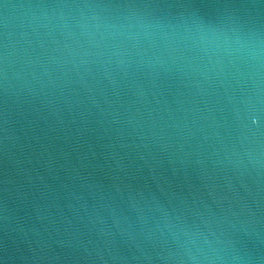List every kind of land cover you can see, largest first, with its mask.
<instances>
[{
	"label": "water",
	"instance_id": "obj_1",
	"mask_svg": "<svg viewBox=\"0 0 264 264\" xmlns=\"http://www.w3.org/2000/svg\"><path fill=\"white\" fill-rule=\"evenodd\" d=\"M0 264H264V0H0Z\"/></svg>",
	"mask_w": 264,
	"mask_h": 264
},
{
	"label": "clouds",
	"instance_id": "obj_2",
	"mask_svg": "<svg viewBox=\"0 0 264 264\" xmlns=\"http://www.w3.org/2000/svg\"><path fill=\"white\" fill-rule=\"evenodd\" d=\"M5 48L7 49V45L5 46ZM4 72H3V78H4V82H5V92H7V88H8V54L7 51H5L4 54Z\"/></svg>",
	"mask_w": 264,
	"mask_h": 264
}]
</instances>
